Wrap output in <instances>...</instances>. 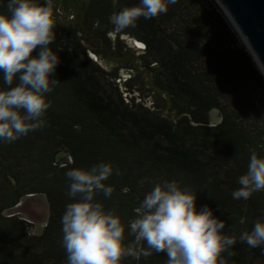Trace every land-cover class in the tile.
Wrapping results in <instances>:
<instances>
[{
    "label": "trees",
    "instance_id": "1",
    "mask_svg": "<svg viewBox=\"0 0 264 264\" xmlns=\"http://www.w3.org/2000/svg\"><path fill=\"white\" fill-rule=\"evenodd\" d=\"M60 1L62 11H77V20L57 17L51 47L60 57L53 77L60 82L48 94L45 125L15 142L0 141V264H67L61 245V218L70 202L66 172L100 162L114 166L105 182L114 191L96 199L125 223L136 218L156 183L177 180L197 193L198 211L207 205L226 222L222 231L237 237L232 254H223L227 264L264 261V246L250 248L239 240L264 221V191L247 200L232 197L250 149L264 156V75L219 5L177 0L166 14L142 17L136 27L116 33L110 16L140 0H83L78 9L71 0ZM6 4L0 0V11ZM127 37L144 42L145 49L131 57ZM103 40L115 61H129L138 76L146 74L144 84L163 93V103L137 100L132 79L124 82L125 90L135 95L126 96L119 68L104 67L103 47L90 45ZM213 108L224 114L218 124L211 120ZM31 195H43L49 204L39 233L15 212ZM123 264H167V257L153 253Z\"/></svg>",
    "mask_w": 264,
    "mask_h": 264
},
{
    "label": "clouds",
    "instance_id": "2",
    "mask_svg": "<svg viewBox=\"0 0 264 264\" xmlns=\"http://www.w3.org/2000/svg\"><path fill=\"white\" fill-rule=\"evenodd\" d=\"M175 3L140 0L124 7L110 16L113 31L134 28L142 17L166 14ZM6 9L0 11V74L5 85L0 87V141L12 143L45 125L51 107L48 94L60 82L53 78L60 57L51 45L62 10L54 0H7ZM113 173L110 162L66 172L70 202L61 218V245L67 264H123L128 257L139 260L153 253L166 254L167 264H227L223 254H232L237 237L222 231L226 222L207 205L197 210L196 192L177 180L158 182L136 209V218L125 223L96 199L100 193L111 197L114 189L105 182ZM238 184L233 199L247 200L264 191V156L254 149ZM239 240L250 248L264 246V221H256Z\"/></svg>",
    "mask_w": 264,
    "mask_h": 264
},
{
    "label": "rangeland",
    "instance_id": "3",
    "mask_svg": "<svg viewBox=\"0 0 264 264\" xmlns=\"http://www.w3.org/2000/svg\"><path fill=\"white\" fill-rule=\"evenodd\" d=\"M71 1L73 3H76L77 5L75 7V6L69 4V6L71 8L75 7L73 9H78L80 2L83 0H71ZM213 1L217 4V2L215 0H213ZM54 3H55L56 7L60 8V9L61 8L65 9V7L63 8V6L61 5L62 2L60 0H54ZM76 12H77L76 10H72V9H71V11L63 10L62 14H59L58 16L60 19H62V21L77 20V13ZM72 13H74V14H72ZM232 29L238 35V33L236 32V30L234 29L233 26H232ZM239 38H241L240 40H238V42L240 41L239 44L241 46L244 45L245 42L243 41L242 37L240 36ZM126 39L129 40V42H130L129 46L132 47V56L131 57L137 56L138 54H140L143 51V49H145V48H141L138 45H136L132 40H130L129 37H127ZM242 42H244V43L242 44ZM98 44L97 43H90L91 46H95V47L97 46V48L102 47V43H101V45H100V43H98ZM246 46H245V48H246ZM99 61L104 67H106L108 69H111V70L114 69L115 70V67L119 68V71L121 72V75H122V79L120 81L121 89L123 91H125L126 96H128V98L130 96L133 97L135 94H133V93H130V95L127 94V92L125 90L126 87H125L124 82L127 81L128 79H132L130 81L132 86L135 88V91H137V90L139 91V92H136V97L138 98L137 100L144 101V99H145L146 100L145 103L148 106H153L155 104V102L156 103H163L164 94L163 93L162 94L157 93L154 91H150L148 88L150 85L144 84L147 81L146 74L144 72H141L142 75L138 76L137 75L138 68L131 66L129 64V61H125V60L124 61H115V59L109 55L106 56V58L99 59ZM137 66H139V65H137ZM141 96H143L144 99H142ZM19 204H18V206H16L15 212L24 215L25 217L28 218L29 221L33 222L34 223V225H33L34 233H39L42 230L45 223L47 222L48 215H49L48 214L49 213L48 212L49 211V204H48V201L46 200V198L43 195L26 196L21 201V203H19ZM255 264H264V261L258 260Z\"/></svg>",
    "mask_w": 264,
    "mask_h": 264
},
{
    "label": "water",
    "instance_id": "4",
    "mask_svg": "<svg viewBox=\"0 0 264 264\" xmlns=\"http://www.w3.org/2000/svg\"><path fill=\"white\" fill-rule=\"evenodd\" d=\"M218 2L227 10L264 71V0H218ZM131 40L136 45L142 44L141 48L146 47V44L138 39ZM93 56L97 57L96 54ZM253 60L255 61L254 58ZM223 118L224 114L219 108L211 110V120L214 124L222 122Z\"/></svg>",
    "mask_w": 264,
    "mask_h": 264
},
{
    "label": "bare ground",
    "instance_id": "5",
    "mask_svg": "<svg viewBox=\"0 0 264 264\" xmlns=\"http://www.w3.org/2000/svg\"><path fill=\"white\" fill-rule=\"evenodd\" d=\"M217 2V4L221 7L220 9L222 10V12L224 13V15L226 16L227 20L229 21V23L234 27V29L236 30V32L238 33V36L242 37L243 41L245 42V46L248 50V52L250 53V55H252V57L255 59L256 61V64L258 65V68L260 69L261 73L264 75V71L263 69L261 68L260 64L258 63L256 57L254 56L253 52L251 51L249 45L247 44L246 40L244 39V37L242 36V34L240 33V31L237 29L236 25L234 24L233 20L231 19L230 15L228 14L227 10L218 2V0H215ZM241 39V38H240ZM242 42V44L244 43Z\"/></svg>",
    "mask_w": 264,
    "mask_h": 264
},
{
    "label": "flooded vegetation",
    "instance_id": "6",
    "mask_svg": "<svg viewBox=\"0 0 264 264\" xmlns=\"http://www.w3.org/2000/svg\"><path fill=\"white\" fill-rule=\"evenodd\" d=\"M101 43H102V47H103L104 53H105L106 55L112 56V57L115 59V54L110 53L111 51H108V50H107V45H106L105 41L103 40V42H101ZM103 43H104V44H103ZM113 45H114L113 50H115V40H114ZM131 49H132V47H130V49H129L128 51L132 54Z\"/></svg>",
    "mask_w": 264,
    "mask_h": 264
},
{
    "label": "snow or ice",
    "instance_id": "7",
    "mask_svg": "<svg viewBox=\"0 0 264 264\" xmlns=\"http://www.w3.org/2000/svg\"><path fill=\"white\" fill-rule=\"evenodd\" d=\"M139 47H143V45L141 44V45H138Z\"/></svg>",
    "mask_w": 264,
    "mask_h": 264
}]
</instances>
